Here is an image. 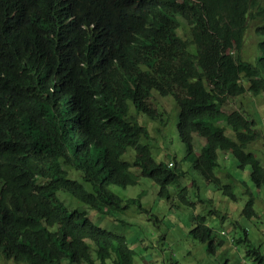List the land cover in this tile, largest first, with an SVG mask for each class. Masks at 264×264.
Masks as SVG:
<instances>
[{"label": "trees", "instance_id": "obj_1", "mask_svg": "<svg viewBox=\"0 0 264 264\" xmlns=\"http://www.w3.org/2000/svg\"><path fill=\"white\" fill-rule=\"evenodd\" d=\"M181 16L190 37L181 36ZM259 17L264 0H0V261L134 264L137 253L124 234L69 207L60 191L104 217L131 203L148 213L140 198L110 186L136 185L144 176L160 196L195 206L189 185L171 190L193 173V186L203 178L235 200L232 183L217 174L226 168L220 152L238 167L250 165L260 187L264 166L246 149L262 130L252 112L228 110L234 96L264 93V21L256 27L262 39L254 62L241 57L248 22ZM153 89L178 104L186 172L180 162L156 159L149 128L131 113L130 101L136 114L160 118L165 110L148 106ZM254 205L251 193L242 211L249 219L257 216ZM219 233L205 215L190 229L210 255L224 245ZM236 241L264 264L247 229Z\"/></svg>", "mask_w": 264, "mask_h": 264}, {"label": "rangeland", "instance_id": "obj_2", "mask_svg": "<svg viewBox=\"0 0 264 264\" xmlns=\"http://www.w3.org/2000/svg\"><path fill=\"white\" fill-rule=\"evenodd\" d=\"M181 18L183 23L180 32L187 30L185 34L181 35L180 32L179 34L184 38L190 37L184 16ZM257 23L249 21L241 53L243 59L252 63L259 54L258 43L262 39L255 31ZM149 98V107L157 105L162 111L165 110L158 112L160 118L153 120L148 116L136 114L135 105L130 101L131 113L137 115L139 121L149 128L151 144L159 157L155 155L156 159L167 160L174 164L180 162L184 165L183 170L188 171L191 169V162L184 159L186 148L179 140L177 132L178 104L170 96L162 97L156 94L155 89L151 91ZM229 102L232 105L228 108L229 111L231 108H237L244 113L245 110L253 113L257 121L256 126L262 130V135L246 150L253 152L264 166V93L256 97L251 93L234 96ZM199 145L202 147V143L194 142L197 151ZM124 158L132 161L134 153L128 152ZM219 162L226 168H220L217 174L223 183H232L235 200L223 194L221 190L215 189L203 178L197 179L199 188L193 186L190 181L193 179V173L189 180L183 178L174 181L171 190L174 192L184 185H189L190 196L195 201V206L182 204L176 195L160 196L159 187L144 176L140 177L136 185L124 187L113 184L110 188L124 198H140L142 205L149 210L148 213L140 209L137 204L131 203L124 212L104 217L67 192L60 191L59 195L69 207L82 211L85 209L88 216L102 227L124 234L137 253L134 264H256L255 257L247 253L248 244L237 242L236 239L244 234V229H247L253 244L260 247L264 253V183L260 187L256 186L251 179V166L238 167V162L229 152H220ZM79 181L91 189L89 182L82 178H79ZM193 191H196L195 195ZM251 193L255 196L254 208L257 216L249 219L242 211ZM199 197L211 198L213 201L203 202L198 199ZM211 209H213L212 214ZM198 215H205L207 223L220 230L219 234L224 240V245L218 249L216 255H210L207 246L195 240L190 234V229L197 222ZM236 222L242 227L236 229ZM0 262L7 264V260ZM10 264H13V260Z\"/></svg>", "mask_w": 264, "mask_h": 264}, {"label": "bare ground", "instance_id": "obj_3", "mask_svg": "<svg viewBox=\"0 0 264 264\" xmlns=\"http://www.w3.org/2000/svg\"><path fill=\"white\" fill-rule=\"evenodd\" d=\"M189 8H191V9H193L194 7V5L192 4V3H190L189 5ZM253 6H255V3H252L251 4V8L253 7ZM185 20V19H184ZM250 21V20H249ZM253 21V20H252ZM263 21H264V19L262 18V17H259V19L256 21H253V22H258L257 24H256V26H255V31H256V27L258 26V25H261L262 23H263ZM183 22V21H182ZM248 24H249V22H248ZM181 25V24H180ZM187 27H188V25H187ZM181 29V26H180V28H179V30ZM178 30V31H179ZM256 33H258L257 31H256ZM245 41V40H244ZM80 211H82V210H80ZM84 211V210H83Z\"/></svg>", "mask_w": 264, "mask_h": 264}]
</instances>
